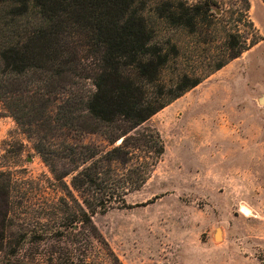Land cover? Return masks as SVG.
Returning a JSON list of instances; mask_svg holds the SVG:
<instances>
[{"label": "trees", "instance_id": "16d2710c", "mask_svg": "<svg viewBox=\"0 0 264 264\" xmlns=\"http://www.w3.org/2000/svg\"><path fill=\"white\" fill-rule=\"evenodd\" d=\"M241 1L231 19L238 13L236 23L245 22L250 37L228 33L226 59L215 71L261 40L248 16L249 1ZM136 2L0 0V102L33 141L57 189L75 193L88 211L80 206L82 215L65 219L66 242L60 231L12 229L13 187L0 172L2 264H89L83 244L100 239L105 258L120 264L97 229L79 227L92 228V215L125 206V198L147 183L165 149L159 133L142 126L202 82L182 74L169 91L161 83L163 68L180 47L169 40L170 51L163 52ZM227 2L236 5L168 0V26L195 33L201 17L211 26L214 10ZM89 135L103 138L108 148L84 143Z\"/></svg>", "mask_w": 264, "mask_h": 264}, {"label": "rangeland", "instance_id": "374dc122", "mask_svg": "<svg viewBox=\"0 0 264 264\" xmlns=\"http://www.w3.org/2000/svg\"><path fill=\"white\" fill-rule=\"evenodd\" d=\"M248 1L261 40L218 71L227 34L250 37L245 22L236 23L238 13L231 19L241 0L214 10L211 26L201 17L195 33L168 26V0L136 2L163 52L170 51L169 40L180 47L161 83L169 91L182 74L202 82L142 126L157 131L165 149L147 183L125 206L92 215V228L79 227L97 229L120 264H264V0ZM83 142L108 148L96 135ZM0 172L13 187L12 229L64 233L65 219L83 214L80 206L88 214L75 193L57 189L33 141L1 102ZM68 240L65 232L62 242ZM101 241L83 244L85 263L116 264L105 258Z\"/></svg>", "mask_w": 264, "mask_h": 264}, {"label": "bare ground", "instance_id": "6f19581e", "mask_svg": "<svg viewBox=\"0 0 264 264\" xmlns=\"http://www.w3.org/2000/svg\"><path fill=\"white\" fill-rule=\"evenodd\" d=\"M218 238V237H217Z\"/></svg>", "mask_w": 264, "mask_h": 264}, {"label": "water", "instance_id": "95a60500", "mask_svg": "<svg viewBox=\"0 0 264 264\" xmlns=\"http://www.w3.org/2000/svg\"><path fill=\"white\" fill-rule=\"evenodd\" d=\"M219 233V232H218Z\"/></svg>", "mask_w": 264, "mask_h": 264}]
</instances>
